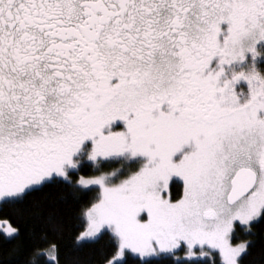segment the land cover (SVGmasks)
<instances>
[{
	"label": "snow or ice",
	"instance_id": "snow-or-ice-1",
	"mask_svg": "<svg viewBox=\"0 0 264 264\" xmlns=\"http://www.w3.org/2000/svg\"><path fill=\"white\" fill-rule=\"evenodd\" d=\"M2 206L54 230L62 206L76 249L106 242L102 264H246L264 225V0H0ZM20 264H61L59 248Z\"/></svg>",
	"mask_w": 264,
	"mask_h": 264
},
{
	"label": "trees",
	"instance_id": "trees-1",
	"mask_svg": "<svg viewBox=\"0 0 264 264\" xmlns=\"http://www.w3.org/2000/svg\"><path fill=\"white\" fill-rule=\"evenodd\" d=\"M86 169V172H91ZM84 174V173H82ZM56 193L53 192V197ZM36 209L32 206L16 208L12 206L0 207V220L7 219L14 227L20 229L19 241L4 242L3 233L0 232V264H20V261L27 255L28 251L37 242L46 246L48 242L56 244L60 252L61 264H102L101 249L107 253L109 248L105 241H101L99 245H88L80 249L74 247V236L83 227V225L72 220L67 213L63 211L61 206L60 223L58 229H52L43 217L36 215ZM47 215V209L44 211ZM257 231L259 239L254 246L253 255L247 258L246 264H252L254 259L258 258L261 250H264V225H258ZM33 233H46V241H37ZM244 233L239 234L240 238L244 237ZM19 243L22 252L19 258H10L8 253Z\"/></svg>",
	"mask_w": 264,
	"mask_h": 264
}]
</instances>
